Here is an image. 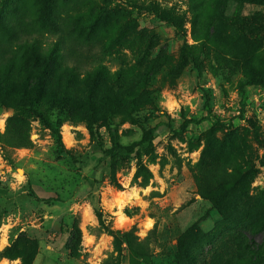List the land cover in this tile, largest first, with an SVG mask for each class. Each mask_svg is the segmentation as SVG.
I'll return each mask as SVG.
<instances>
[{
	"label": "rangeland",
	"instance_id": "1",
	"mask_svg": "<svg viewBox=\"0 0 264 264\" xmlns=\"http://www.w3.org/2000/svg\"><path fill=\"white\" fill-rule=\"evenodd\" d=\"M33 2L0 0V11ZM149 3L176 15L181 34L142 10ZM62 13L78 38L45 103L18 107L12 77L0 87V264H130L116 241L130 231L148 249L140 264L264 253V86L253 82L264 73V0H76ZM17 50L3 41L0 63L15 56L23 69ZM188 119L205 120L181 130ZM151 130L153 153L117 161L113 176L102 151ZM10 131L26 146H12ZM213 171L236 185L217 208L199 193Z\"/></svg>",
	"mask_w": 264,
	"mask_h": 264
},
{
	"label": "trees",
	"instance_id": "2",
	"mask_svg": "<svg viewBox=\"0 0 264 264\" xmlns=\"http://www.w3.org/2000/svg\"><path fill=\"white\" fill-rule=\"evenodd\" d=\"M76 0H34L30 6H25L20 10H9V6H4L2 12L0 11V44L15 43L18 47L19 62L22 63V68L15 71L12 66L15 64V56H8L7 60L0 63V87L9 88V83L6 82L7 77H12L13 82L17 85L16 88L20 95L17 106L20 107L23 103L32 101L35 96L37 104L45 103V97L53 90V78L55 77L59 67V58L62 57L69 46L74 45V41L78 38L75 26L69 25L67 16L62 13L65 6L75 4ZM28 7H33L34 14L28 11ZM144 11L151 12L160 18L162 21L168 22L175 28L176 34H181V27L179 19L170 11L161 8L156 3H149L142 7ZM75 14L74 17H77ZM40 34H46L57 37L51 43L41 46L38 37ZM31 39V40H30ZM60 70V69H59ZM60 74L61 71H60ZM59 74V75H60ZM255 85L264 86V73L258 74L253 81ZM205 119H188L185 120L181 126V130H185L191 124H199ZM164 125L173 129L170 123ZM58 141H61L59 130H55ZM7 137L12 146L20 148L26 146L24 136L18 132H7ZM154 131L147 133L141 141H137L132 145L125 146L120 144L116 139L113 140L112 145L102 151L101 161L110 159L112 161L113 176L116 171L115 163L119 160L130 159L134 155L147 156L154 151ZM144 169L143 165L139 166L138 172ZM229 176V175H228ZM223 172H211L204 181L199 185V193L204 198H207L210 203L217 208L220 205L221 196L229 187V181H234L233 175L228 177ZM216 184L217 193L212 194L211 191H206L209 184ZM205 184V185H204ZM202 186V187H201ZM198 187V188H199ZM78 238V232H74ZM70 238L67 248L72 257H78V251L74 245V238ZM116 241L120 249L128 253L130 264H140L141 259L146 261L149 258L148 249L139 240L138 236L133 231L118 233ZM181 237L180 246L185 243ZM30 249L34 250V245H30ZM15 253L6 252V256H12ZM25 257V256H23ZM184 260L189 264L191 257L189 253L184 254ZM33 259H23L24 264H31ZM242 262V263H241ZM240 264H264V253L261 251L254 252L249 257L242 259ZM184 264V263H180ZM191 264H194L192 262Z\"/></svg>",
	"mask_w": 264,
	"mask_h": 264
}]
</instances>
